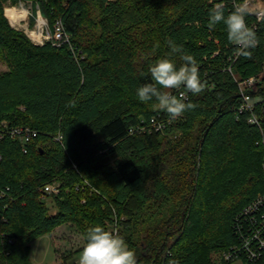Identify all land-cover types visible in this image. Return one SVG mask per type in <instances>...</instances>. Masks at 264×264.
Returning <instances> with one entry per match:
<instances>
[{
  "label": "trees",
  "instance_id": "obj_1",
  "mask_svg": "<svg viewBox=\"0 0 264 264\" xmlns=\"http://www.w3.org/2000/svg\"><path fill=\"white\" fill-rule=\"evenodd\" d=\"M19 1L34 6L31 27L40 11L69 42L34 44L7 17ZM244 1L0 0V264H32L31 244L55 231L70 242L58 264H72L90 227L116 223L137 264H226L238 219L264 196L263 136L249 121L264 128V76L247 92L259 98L252 113L239 87L264 74V18L247 13L258 42L242 52L208 11ZM171 43L183 48L177 66L195 57L204 85L176 119L136 94ZM17 129L36 136L23 143ZM55 182L60 193H46ZM244 261L264 264V252Z\"/></svg>",
  "mask_w": 264,
  "mask_h": 264
},
{
  "label": "clouds",
  "instance_id": "obj_2",
  "mask_svg": "<svg viewBox=\"0 0 264 264\" xmlns=\"http://www.w3.org/2000/svg\"><path fill=\"white\" fill-rule=\"evenodd\" d=\"M246 10L237 6L231 13L225 14L223 3H216L208 11L210 25L223 23L227 29L228 40L238 46L242 52L257 44L256 33L246 22ZM171 52L158 59L151 67L152 82L142 84L136 94L141 102L156 101V107L165 111L170 118L176 119L195 104L186 102V93L198 94L204 85L200 80L199 68L195 57L183 54V64L177 66L172 54L183 52L175 43L170 44ZM179 95H173L162 89H180ZM79 264H137L135 253L127 246L124 238L103 226L90 227L85 234V245L79 258Z\"/></svg>",
  "mask_w": 264,
  "mask_h": 264
},
{
  "label": "built area",
  "instance_id": "obj_3",
  "mask_svg": "<svg viewBox=\"0 0 264 264\" xmlns=\"http://www.w3.org/2000/svg\"><path fill=\"white\" fill-rule=\"evenodd\" d=\"M237 6H243L246 10V13L256 18L257 23L261 22L264 18V0H245L244 2L238 4ZM31 9V8H30ZM29 13V10H28ZM33 15V14H32ZM36 19H43L44 25L42 29V38L34 39L32 41L36 45H44L47 42H51L55 46H61L63 43L69 42L68 37L65 34V29L62 21H58L54 27L51 29L49 27V23L45 21V18L41 15L40 11H37ZM37 21V22H38ZM247 22V21H246ZM250 27V26H249ZM250 28L256 29V24H252ZM28 32V30H27ZM37 41V42H36ZM264 74H260L255 77H251L245 81L239 82L240 91L244 98V104L241 107V112L249 111L254 112V102L253 97L247 92H255L258 89L259 84L263 80ZM178 91V95H179ZM173 93V92H172ZM174 95V94H173ZM185 100H188V96L186 94ZM250 123L259 126L261 134L263 136L264 142V128L261 125V121L257 118V116L253 115L249 119ZM153 128L158 131H163L164 127L157 123L155 119L152 120ZM22 129H17L14 132V136H20L23 143H28L31 141L33 137L36 136V133H32L30 131H26V134L22 132ZM134 131L132 130L131 133ZM27 152V149H24ZM61 191V185L58 182L48 184L45 186V192L48 194L57 195ZM264 196H260L253 204L248 206L243 213L244 221H246V226L244 222H241V219H238V228H240V242L239 244L231 247V249L223 254V258L226 261V264H246L245 258L248 261H254L259 259L264 252ZM260 216V218H258ZM110 232H114L120 235V227L118 224H114L108 230ZM58 264V263H55ZM60 264V263H59ZM79 264V262H78Z\"/></svg>",
  "mask_w": 264,
  "mask_h": 264
},
{
  "label": "rangeland",
  "instance_id": "obj_4",
  "mask_svg": "<svg viewBox=\"0 0 264 264\" xmlns=\"http://www.w3.org/2000/svg\"><path fill=\"white\" fill-rule=\"evenodd\" d=\"M10 7H15L17 9L26 8L27 10H29V13L27 14V18L22 22L23 27L17 28L18 30L24 31L28 35L29 33L27 32V30L36 29V27L38 25V22H37L38 19H36L34 26L31 27V25H30V19L32 17L33 9H34V6L32 3L23 2V1H19L16 5H12L11 3H8L7 8H10ZM45 21H47V20L45 19ZM47 23H48V21H47ZM49 27H50V25H49ZM30 39L32 40L31 37H30ZM6 71H8V67L5 64L4 60L0 57V74L4 73ZM252 100H253L254 105H255V101L259 100V98L253 97ZM52 213H53V210H52ZM66 227L67 226H62V228H66ZM59 233H61V231L60 232L55 231L51 234L44 235L31 244V247H32V252H31L32 264H55V263H58V260L56 259L57 258V251H59V254L62 255L63 250L61 249V247L66 245L67 243H68V245H70L69 241H66L65 239H58L61 236V234H59ZM60 245H61V247H59ZM82 251H83V249L76 251L74 253L73 258H72V264L73 263L78 264L79 258L82 254Z\"/></svg>",
  "mask_w": 264,
  "mask_h": 264
},
{
  "label": "bare ground",
  "instance_id": "obj_5",
  "mask_svg": "<svg viewBox=\"0 0 264 264\" xmlns=\"http://www.w3.org/2000/svg\"><path fill=\"white\" fill-rule=\"evenodd\" d=\"M6 14L11 24L15 28H22L23 27L22 22L27 18L28 10L26 8L17 9L15 7H10V8H6ZM43 25H44V20L39 19L36 29L28 30L29 35L36 40L41 39Z\"/></svg>",
  "mask_w": 264,
  "mask_h": 264
},
{
  "label": "crops",
  "instance_id": "obj_6",
  "mask_svg": "<svg viewBox=\"0 0 264 264\" xmlns=\"http://www.w3.org/2000/svg\"><path fill=\"white\" fill-rule=\"evenodd\" d=\"M34 12V11H33ZM73 264H76V263H73Z\"/></svg>",
  "mask_w": 264,
  "mask_h": 264
}]
</instances>
